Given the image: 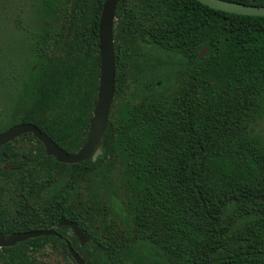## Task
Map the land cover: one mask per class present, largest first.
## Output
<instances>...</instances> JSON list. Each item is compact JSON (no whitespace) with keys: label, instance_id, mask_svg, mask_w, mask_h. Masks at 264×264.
Here are the masks:
<instances>
[{"label":"trees","instance_id":"trees-1","mask_svg":"<svg viewBox=\"0 0 264 264\" xmlns=\"http://www.w3.org/2000/svg\"><path fill=\"white\" fill-rule=\"evenodd\" d=\"M104 1L37 0L35 29L18 20L24 72L0 132L29 122L68 152L84 144ZM114 16L102 153L58 162L29 132L0 147V234L58 233L6 256L44 264L33 251L71 246L85 264H264V16L198 0L118 1Z\"/></svg>","mask_w":264,"mask_h":264},{"label":"water","instance_id":"water-1","mask_svg":"<svg viewBox=\"0 0 264 264\" xmlns=\"http://www.w3.org/2000/svg\"><path fill=\"white\" fill-rule=\"evenodd\" d=\"M123 4L126 0H105L98 21V52L99 78L96 101L92 110L88 133L84 144L75 152H68L54 142L45 132L35 124L29 122L16 123L0 132V147L25 133H32L44 146L45 153L53 156L62 163H78L87 159L95 160L102 153V137L106 130L108 115L114 95V43L113 24L117 2ZM213 8L230 13L264 16V6L232 2L228 0H198ZM207 48H203L199 56L205 55ZM69 225L78 236L81 243L88 240L84 232L73 222H60ZM41 235H58L53 228L32 229L13 232L7 235L0 234V247L12 246L17 242ZM69 253L77 264H85L79 254L71 247Z\"/></svg>","mask_w":264,"mask_h":264},{"label":"rangeland","instance_id":"rangeland-1","mask_svg":"<svg viewBox=\"0 0 264 264\" xmlns=\"http://www.w3.org/2000/svg\"><path fill=\"white\" fill-rule=\"evenodd\" d=\"M37 0H0V110L5 108V100L11 88L23 75L24 34L20 26L35 29L38 14ZM0 111V112H1ZM257 132L264 138V118L256 124ZM21 136V135H20ZM35 260L44 264H77L62 249L46 246L40 251H33ZM3 264H7L6 262Z\"/></svg>","mask_w":264,"mask_h":264},{"label":"flooded vegetation","instance_id":"flooded-vegetation-1","mask_svg":"<svg viewBox=\"0 0 264 264\" xmlns=\"http://www.w3.org/2000/svg\"><path fill=\"white\" fill-rule=\"evenodd\" d=\"M27 240V239H26ZM25 241V240H24ZM22 242V241H20ZM18 243V242H17ZM16 244V243H15ZM14 244V245H15ZM13 246V245H12ZM3 247H9V246H3ZM3 247H0V264L7 263V264H14L10 257L6 256L7 251L3 249ZM69 247V246H68Z\"/></svg>","mask_w":264,"mask_h":264}]
</instances>
